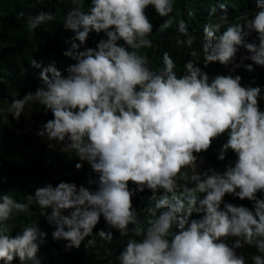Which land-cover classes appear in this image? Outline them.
Masks as SVG:
<instances>
[{
  "label": "clouds",
  "instance_id": "9594fccd",
  "mask_svg": "<svg viewBox=\"0 0 264 264\" xmlns=\"http://www.w3.org/2000/svg\"><path fill=\"white\" fill-rule=\"evenodd\" d=\"M70 2L61 23L72 33L71 47L62 55L73 63L61 71L55 60L47 66L30 62L40 69L42 83L13 97L0 109V119L7 123L11 115L19 122L39 105L51 118L35 135L69 160L77 158V170L87 163L93 175L79 185L46 181L27 203L0 190V264H14L16 258L19 264H41L38 253L48 233L38 224L15 235L8 227L13 213L33 202L53 226L52 239L64 241L66 250L79 249L86 238L85 247H94V234L111 243L113 230L128 237L116 264H247L245 253L237 251L246 246L257 250L252 264H264V86L254 75L243 84L236 74L264 68V0H252L255 7L234 23L228 3L216 0L203 25L202 61L201 52L192 49L196 37L180 20L176 31L184 39L177 44L191 51L179 74L168 52L157 69L141 54L153 47L147 10L168 18L175 0H89L87 10L84 0ZM173 19H164L161 30L171 28ZM49 21H56V14L40 10L27 16V29L33 33ZM92 33L100 38L89 47ZM213 63L228 71L210 75L205 69ZM222 137L217 160H228L229 152L235 159L222 171L199 170L205 163L201 154ZM185 168L190 176L182 173ZM177 177L186 182L178 184ZM146 190L155 204L145 208L141 221L133 200ZM101 218L105 228L94 231Z\"/></svg>",
  "mask_w": 264,
  "mask_h": 264
},
{
  "label": "trees",
  "instance_id": "16d2710c",
  "mask_svg": "<svg viewBox=\"0 0 264 264\" xmlns=\"http://www.w3.org/2000/svg\"><path fill=\"white\" fill-rule=\"evenodd\" d=\"M224 2L229 5L228 19L230 23L236 22V17L255 7L252 0H224ZM88 4L89 0H84L85 10H87ZM215 4L216 0H175L174 11L168 18L159 17L149 7L147 12L154 28L148 39L152 41L153 47L141 49V54H146L149 57L150 66L153 69L159 68L163 53L168 52L176 62L175 71L178 74L183 71V64L190 58L191 50L184 44H177L178 39H184L176 31V25L180 20L187 21L190 33L196 37L192 49L201 52L200 59L202 61L203 25L208 19V9L214 7ZM71 7L70 0H0V49H3L0 51V108L7 107L13 97L22 98L27 91H34L36 86L42 83L39 79L40 69L33 68L30 62L36 60L42 63V66H47L52 60H55L56 67L61 71L68 64L73 63L70 58L62 55L71 47L69 37L72 33L64 31L61 23ZM40 10L54 12L56 21H49L35 32L30 33L27 29V16L35 15ZM21 12L23 15H18ZM164 19H173V23L171 28L162 31L160 25ZM213 22H215V18H213ZM221 30L223 31V28ZM99 38L95 33H92L87 42L88 46L94 47V42ZM205 70L210 75L228 71L219 63H213ZM236 74L243 77V84H248L254 75L257 77L255 83L264 86V68L257 67L254 73L237 69ZM260 104L264 108V100H261ZM36 107L43 122L51 118V113L45 115L43 111H40L39 105ZM17 125V122L8 121L5 123L0 119V133L3 134L2 142H0V176L4 177V182L0 184V190L6 192L13 199L27 203L29 195L34 194L35 188L43 186L46 181L55 185L62 179L75 181L79 185L85 182L90 175H93L87 163H84L81 170H77L75 168V164L78 162L77 158L69 160L70 157H67L66 154L48 148L47 144L29 133L23 132L19 129L21 125L18 127ZM222 142L223 137L214 141L212 147L201 154L205 158L203 168L213 166L222 171L228 160L235 159L234 155L229 152L228 160L223 162L217 160L216 150ZM182 173L191 175V172L186 168L182 170ZM185 182L184 179L177 177L178 184ZM150 195L151 193L146 190L133 200L141 221L146 219L145 208L155 204V200H149ZM159 196L160 193L157 194V198ZM225 200L251 207V203L247 200L241 201L238 198L233 199L231 196H226ZM40 211V207L33 202L26 211L14 212L8 227L9 231L15 235L21 227L38 224L41 230L48 233L46 241L40 246L38 253L41 264H108L109 260L116 264V257L128 237H121L118 232L113 230L114 238L111 243L100 240L94 234L91 237L97 241L94 247H85L88 239L86 238L79 249L66 250L64 241L52 239L53 226L40 216ZM100 228H105L103 218L94 231ZM129 228L131 229L132 225H129ZM129 235L132 236V233L130 232ZM133 238L140 239V237ZM243 252L247 264H252L251 256L258 254L255 247L246 246ZM14 264H19L18 258Z\"/></svg>",
  "mask_w": 264,
  "mask_h": 264
},
{
  "label": "rangeland",
  "instance_id": "374dc122",
  "mask_svg": "<svg viewBox=\"0 0 264 264\" xmlns=\"http://www.w3.org/2000/svg\"><path fill=\"white\" fill-rule=\"evenodd\" d=\"M7 107H3V108H0V109H6ZM32 111H33V113H32V115H31V117L29 118V117H26V116H24V115H21V117H20V120H19V122H17L11 115H9L8 117H7V122L8 121H13V122H17L18 123V125H17V127L19 126V125H21L20 127H19V129H21L23 132H27V133H29V134H31V135H33L34 137H36V138H38L36 135H35V132H36V130H37V127H38V125L40 124V123H42L43 122V120L41 119V117H40V115L38 114V111H37V107H36V105H32ZM3 120V119H2ZM4 121V120H3ZM29 126H30V128H31V130L30 131H28L27 129L29 128ZM39 140H41L40 138H38ZM42 141V140H41ZM42 142H44V141H42ZM45 144H46V142H44ZM58 150V149H57ZM59 151V150H58ZM64 154H66V153H64ZM67 155V154H66ZM203 164L202 165H200V169L199 170H202L203 169ZM187 170H189L190 171V169H188V168H186ZM224 169V168H223ZM222 169V170H223ZM191 172V171H190ZM48 211L50 212L51 211V209H48ZM238 252H241V251H243V249H238L237 250Z\"/></svg>",
  "mask_w": 264,
  "mask_h": 264
}]
</instances>
